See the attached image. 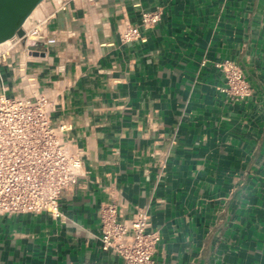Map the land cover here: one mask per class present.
Returning <instances> with one entry per match:
<instances>
[{
    "label": "crops",
    "instance_id": "0c3cea01",
    "mask_svg": "<svg viewBox=\"0 0 264 264\" xmlns=\"http://www.w3.org/2000/svg\"><path fill=\"white\" fill-rule=\"evenodd\" d=\"M39 5L26 28L46 20L45 36L0 64V91L46 93L84 167L64 217L0 214V264H124L99 240L111 201L124 217L148 208L164 264H264V0ZM149 10L161 17L146 27ZM124 21L138 39H120ZM226 59L245 74L244 97L223 90Z\"/></svg>",
    "mask_w": 264,
    "mask_h": 264
},
{
    "label": "built area",
    "instance_id": "2783aa9c",
    "mask_svg": "<svg viewBox=\"0 0 264 264\" xmlns=\"http://www.w3.org/2000/svg\"><path fill=\"white\" fill-rule=\"evenodd\" d=\"M61 1L65 5L71 0ZM160 17L159 10H149L142 13L141 21L148 27ZM45 21L31 29L24 27L23 36L0 47V64L22 40L27 49L38 45L45 36ZM119 35L123 42L136 40L140 26L124 21ZM216 66L226 76L224 91L236 97L249 93L250 85L239 65L226 59ZM52 110V101L44 92L10 95L5 88L0 91V214L46 211L64 217L61 199L82 175L85 149L68 134L65 122L53 121ZM99 218L102 249L120 255L124 264H164L154 258L161 235L151 228L147 207L138 206L132 216L124 217L117 203L105 202Z\"/></svg>",
    "mask_w": 264,
    "mask_h": 264
},
{
    "label": "water",
    "instance_id": "95a60500",
    "mask_svg": "<svg viewBox=\"0 0 264 264\" xmlns=\"http://www.w3.org/2000/svg\"><path fill=\"white\" fill-rule=\"evenodd\" d=\"M43 0H0V43L23 36L24 23ZM40 52L35 50L34 55Z\"/></svg>",
    "mask_w": 264,
    "mask_h": 264
},
{
    "label": "bare ground",
    "instance_id": "6f19581e",
    "mask_svg": "<svg viewBox=\"0 0 264 264\" xmlns=\"http://www.w3.org/2000/svg\"><path fill=\"white\" fill-rule=\"evenodd\" d=\"M39 7H40V5H38V6L34 9V11L28 16V18L26 19V21H25V23H24V27H28V26H29L32 17L37 13ZM7 42H8V40L5 41V42L0 43V47H2V46H3L4 44H6Z\"/></svg>",
    "mask_w": 264,
    "mask_h": 264
},
{
    "label": "rangeland",
    "instance_id": "374dc122",
    "mask_svg": "<svg viewBox=\"0 0 264 264\" xmlns=\"http://www.w3.org/2000/svg\"><path fill=\"white\" fill-rule=\"evenodd\" d=\"M34 20H35V15L32 17V19H31V22H30L29 26H31V24L33 23V21H34ZM29 26H28V27H29ZM28 27H27V28H28ZM32 35H33V34H32Z\"/></svg>",
    "mask_w": 264,
    "mask_h": 264
}]
</instances>
